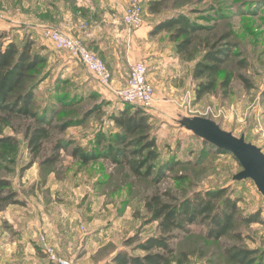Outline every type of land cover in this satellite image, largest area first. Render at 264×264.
Returning <instances> with one entry per match:
<instances>
[{"label": "rangeland", "instance_id": "374dc122", "mask_svg": "<svg viewBox=\"0 0 264 264\" xmlns=\"http://www.w3.org/2000/svg\"><path fill=\"white\" fill-rule=\"evenodd\" d=\"M108 1L0 0V28L5 26L0 31L6 34L5 42L13 40L21 45L27 36L35 42L33 50L46 58L32 78L34 109L53 127L39 158L33 162L25 137L32 121L0 116L1 134L14 137L18 146L14 152L0 148V176L12 180L13 189L24 202V206L11 205L0 211V264H54L48 249L56 258L73 259L78 264L109 263L117 250H129L123 245L124 240H144L158 234L156 222L149 221L144 201L158 192L182 199L195 192L226 187L231 198L239 199L238 210L243 216L258 211L264 220V197L250 179L234 178L242 170L234 156L217 152L182 124L185 117L209 118L264 153V0H169L159 13L152 14L147 9L151 0L142 1L143 23L148 22L151 29L155 23L180 13L207 27L197 33L196 41L183 53L176 52V42L170 40L169 32L149 36L155 48L164 53L160 66L147 67L145 61L134 60L142 61L152 74H148V81L154 90V104L148 113L152 116L150 136L156 142L157 162H181L158 183L150 178L136 179L126 166L106 157L82 164L71 155L75 146L92 149L98 132L108 136L118 130L108 117L124 103L66 51H58L46 42L41 28L29 32L13 20L22 14L50 27L61 11L70 12L80 34L66 33L80 38L87 46L85 31L98 19L96 8L106 6ZM207 16L210 21L204 19ZM227 33L237 55L223 64L216 81L230 76L228 94L223 95L217 88L197 100V82L192 78L194 65L202 59L207 42L218 43L217 48L225 47L228 41L220 39ZM241 58L246 59V68L237 65ZM132 63L127 65L128 70ZM238 75L244 76L249 86ZM111 86L117 90L112 79ZM93 93L98 101H105L101 112L92 113L81 125L74 124L98 103L90 98ZM69 121L73 124L66 129L57 128ZM57 141L68 146L67 150H60L53 165L44 164L43 159L52 156ZM19 211L25 215L20 217ZM201 227L195 225L193 232L174 239V259L184 253V264H232L224 255L226 246L264 250V223H238L244 237L240 242L232 237L209 240Z\"/></svg>", "mask_w": 264, "mask_h": 264}, {"label": "trees", "instance_id": "16d2710c", "mask_svg": "<svg viewBox=\"0 0 264 264\" xmlns=\"http://www.w3.org/2000/svg\"><path fill=\"white\" fill-rule=\"evenodd\" d=\"M167 1L169 0H151L147 9L151 14L159 13ZM204 19L210 21L209 16ZM206 28L204 24L193 22L186 14L180 13L155 23L149 36L169 32L170 40L176 42V52L183 53L196 41L197 33L205 31ZM5 39V32L0 31V116L26 118L32 121V125L26 129L25 137L26 146L31 152V161L35 162L43 150V143L49 140L53 129L52 123L34 109L35 84L32 78L46 63V58L33 50L35 42L27 36L21 40V45L13 40L5 42ZM220 40L228 41L225 47L217 48L218 43L207 42L202 59L192 70V78L197 82L195 88L197 100L204 94H213L217 88L221 89L223 95L228 94L232 81L230 76L226 75L218 82L216 75L221 71L223 64L237 53L233 51L235 46L230 42L228 33L222 35ZM237 65L241 68L248 66L244 58L238 59ZM237 77L248 84L244 76ZM90 98L95 103L98 101L97 94L93 93ZM104 104L105 101H98L93 110H89L82 119L73 123L81 125L92 113H100ZM108 118L118 130L112 131L108 136L98 132L93 141L94 146L90 150L80 146L71 149V155L82 164L106 157L116 164L126 166L136 179L150 178L156 183L166 179L167 174L181 164L177 160L157 162L159 156L156 142L150 136L152 116L144 108L124 103L122 108L111 113ZM73 123L69 121L57 128L64 130ZM203 141L216 148L219 153L226 152ZM54 145V153L43 159L44 164L53 165L58 161L60 150L68 148L61 141ZM17 147V140L14 137L3 136L0 132L1 149L14 152ZM144 201L145 209L150 216L149 221L156 222L158 234L148 236L144 240L137 237L124 240L123 245L129 250H117L106 264H184L187 260L186 254L182 253L181 258L174 259L176 248L172 242L180 234L193 232V226H202L200 231L209 240L218 241L224 237H232L240 242L244 237L237 228L238 223L245 226L264 223L258 211L243 216L238 210L239 199L231 198L226 187L195 192L182 199L168 192H158L146 197ZM11 205L24 206V202L13 189L12 180L0 176V211ZM135 252H140L141 255ZM223 252L232 264H264V250L248 249L234 244L226 246Z\"/></svg>", "mask_w": 264, "mask_h": 264}, {"label": "crops", "instance_id": "0c3cea01", "mask_svg": "<svg viewBox=\"0 0 264 264\" xmlns=\"http://www.w3.org/2000/svg\"><path fill=\"white\" fill-rule=\"evenodd\" d=\"M126 1L109 0L106 6L97 7L98 19L94 23H90V27L85 31L86 36L84 38L88 41L91 49L96 50L101 55L108 69L111 70L112 84L117 89L125 86L129 73L126 67L127 65L129 66V62L132 63L136 59H141L146 62L147 67L150 65L154 66V64L160 66L161 58L164 55L161 50L155 48V42L149 38L151 25L148 22L143 23L141 27L133 32L127 30L122 23L123 7ZM18 15L13 18L17 24L16 26L26 27L29 32H34V28L45 26V23L41 20H32L22 14ZM58 18L57 21L49 26L56 27L64 33L68 31L70 34L79 36L78 26H76V21L72 18L70 12L61 11ZM64 24L70 25V27H65ZM0 29L4 30L5 26ZM150 76L152 74H149ZM156 98V102H158L157 94ZM22 209L25 210L24 208ZM23 214L25 215V213L19 211L20 217H23ZM27 243H29L28 240Z\"/></svg>", "mask_w": 264, "mask_h": 264}, {"label": "built area", "instance_id": "2783aa9c", "mask_svg": "<svg viewBox=\"0 0 264 264\" xmlns=\"http://www.w3.org/2000/svg\"><path fill=\"white\" fill-rule=\"evenodd\" d=\"M143 0H127L123 7L122 23L128 30H137L143 24ZM41 34L43 39L51 43L54 49L66 51L69 56L76 59L83 65L100 85L107 90H112L116 97L123 103H129L149 111L154 104V90L148 81L149 70L142 61L130 65L125 86L120 89H113L111 86L112 73L108 70L103 60L91 51L80 38L73 37L53 26H42ZM49 250V259L54 264H78L73 259L67 260L57 257Z\"/></svg>", "mask_w": 264, "mask_h": 264}, {"label": "water", "instance_id": "95a60500", "mask_svg": "<svg viewBox=\"0 0 264 264\" xmlns=\"http://www.w3.org/2000/svg\"><path fill=\"white\" fill-rule=\"evenodd\" d=\"M193 134L213 146L232 154L241 166V171L234 175L236 180L250 179L258 192L264 197V153L243 136L236 137L206 117H185L182 121Z\"/></svg>", "mask_w": 264, "mask_h": 264}]
</instances>
